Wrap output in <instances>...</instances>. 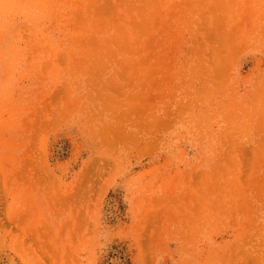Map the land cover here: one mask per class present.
Returning a JSON list of instances; mask_svg holds the SVG:
<instances>
[{
    "label": "rangeland",
    "instance_id": "obj_1",
    "mask_svg": "<svg viewBox=\"0 0 264 264\" xmlns=\"http://www.w3.org/2000/svg\"><path fill=\"white\" fill-rule=\"evenodd\" d=\"M0 264H264V0H0Z\"/></svg>",
    "mask_w": 264,
    "mask_h": 264
}]
</instances>
